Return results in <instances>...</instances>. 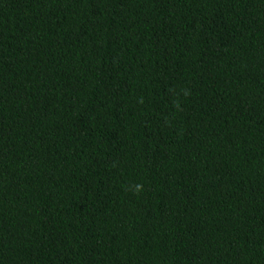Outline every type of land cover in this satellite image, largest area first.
<instances>
[{
    "label": "trees",
    "instance_id": "16d2710c",
    "mask_svg": "<svg viewBox=\"0 0 264 264\" xmlns=\"http://www.w3.org/2000/svg\"><path fill=\"white\" fill-rule=\"evenodd\" d=\"M0 264H264V0H0Z\"/></svg>",
    "mask_w": 264,
    "mask_h": 264
}]
</instances>
